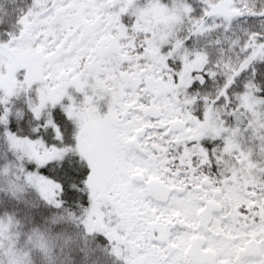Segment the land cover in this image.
<instances>
[{"label": "snow or ice", "instance_id": "1", "mask_svg": "<svg viewBox=\"0 0 264 264\" xmlns=\"http://www.w3.org/2000/svg\"><path fill=\"white\" fill-rule=\"evenodd\" d=\"M0 264H264V0H0Z\"/></svg>", "mask_w": 264, "mask_h": 264}]
</instances>
